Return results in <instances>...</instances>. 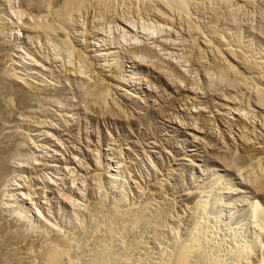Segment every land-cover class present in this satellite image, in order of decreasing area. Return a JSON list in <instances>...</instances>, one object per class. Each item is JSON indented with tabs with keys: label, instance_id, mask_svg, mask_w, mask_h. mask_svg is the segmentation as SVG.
Wrapping results in <instances>:
<instances>
[{
	"label": "rangeland",
	"instance_id": "obj_1",
	"mask_svg": "<svg viewBox=\"0 0 264 264\" xmlns=\"http://www.w3.org/2000/svg\"><path fill=\"white\" fill-rule=\"evenodd\" d=\"M1 1L0 9L3 11L0 13L6 19L14 18V11L18 9L38 14V9L45 8L39 0L33 3L29 0ZM65 1L50 0L48 6L61 11ZM88 1L89 5L83 7L85 10L82 9L84 11L80 12L77 20L83 29L79 28V32L75 30L78 34L71 33V38L80 37L81 51L86 47L90 50L91 45L97 42L102 43V47L97 43L92 50L98 51L103 80L107 86H112L123 77L127 80L123 87L127 89V94L123 88L124 91L114 90L112 98H109L114 105L107 100V110L100 107L98 110L97 105L93 108L78 90L90 77L92 66L79 59L77 61V57L69 60L61 46L49 38L26 40L20 33L8 35L11 40L0 38V206L7 200L10 204L14 203L9 196L16 191L19 198L23 195L27 198V203L17 201L12 204L16 211L38 209L48 220H52L51 223L64 227L65 224L71 225L72 215L64 198L84 204L97 198L105 199V204L124 200L122 204L132 205L135 209L149 204L153 209H149L150 216L155 218L158 215L161 224L154 226L155 239L147 235L152 233L153 227H144L142 233L140 228L135 232L138 233L135 240L141 238L138 243L147 244V249L145 244L143 247L140 245L142 250L151 252V244L158 238L167 239L170 232L175 231L178 237H184L181 235H186L195 224L196 206L206 205V209L211 211H207L206 215L211 216L205 219V238L207 236L206 242L209 240L212 246L215 242L214 248L206 243L207 250L211 249L214 252H209L214 254V249L219 246L222 249H217L216 255L220 253V264H238L221 255L225 256L228 246L231 247L227 243L231 242L230 238L233 240L241 235L244 240L246 235H252L249 222L246 228L243 227L244 231L240 229L242 225L236 228L241 218L239 224L247 222L245 219L248 220L252 202L259 204L260 222L264 229V153L263 158L259 156L256 146L264 142V0ZM159 2H166L168 22H159L160 19L151 13L158 8ZM47 17L45 20L51 21L52 16L48 14ZM146 23L158 29L147 34H151L148 38L156 43L152 49L145 48L148 45V38L143 36ZM185 24L191 29L187 30ZM159 25H167L164 28L170 33L162 34ZM192 29L198 33L192 32ZM192 33L197 36H192ZM107 42L111 44L105 47ZM10 51H16L15 55L12 53L9 56ZM136 52L140 54L136 55ZM149 52L154 55H149ZM151 57L157 59L151 60ZM157 61L161 63L157 64ZM178 63L187 64L183 73L178 70ZM151 66L154 69L149 68ZM158 66L170 69L166 71L172 72L170 74L175 77L173 80L178 88L164 82L156 71ZM13 71L21 72L24 80L15 81L10 77L8 74ZM36 74L42 80H33ZM224 76L230 81L235 80L234 89L237 90L231 93L221 88L222 96L226 97L221 100L223 97L215 95V89L220 80L218 78ZM30 79L35 83L32 84ZM28 82L29 85L26 84ZM210 83H214L213 86ZM192 85H196L195 95L188 92ZM227 106L232 110L226 113ZM110 164L120 175L114 186L106 180L104 182V175L98 178V182L92 174V171ZM257 164L259 169L255 176L241 173L245 167L253 168ZM96 185L101 186L100 189ZM18 204L21 205L19 208ZM12 205L9 210H13ZM9 210L3 211L8 213L1 216V232L10 245L20 248L36 244L46 233L43 221L31 219V224L13 212L10 215ZM158 213H163V217ZM215 221L216 225L213 224ZM157 231L161 233L157 234ZM151 239L154 241L147 243ZM258 239L264 247V230ZM90 242L84 241L83 246ZM259 258L256 250L251 251L242 264H258ZM77 261L74 264H79L80 261Z\"/></svg>",
	"mask_w": 264,
	"mask_h": 264
},
{
	"label": "bare ground",
	"instance_id": "obj_2",
	"mask_svg": "<svg viewBox=\"0 0 264 264\" xmlns=\"http://www.w3.org/2000/svg\"><path fill=\"white\" fill-rule=\"evenodd\" d=\"M39 1H41V4H43L45 6V8H43L44 10L43 9H38V10H40V12L38 11L39 12L38 14H36V13L35 14H31V13H29L30 11L29 12H26L22 8V9H18L16 11H14V13H15L14 14L15 15L14 18L11 16L12 19L9 18V17H7L9 19H6L5 17L2 16V13H0V15L2 16V17H0V38L5 39L6 37L9 38L8 35H12V36L15 35L16 36V35H18L20 33L21 35L25 36V39L26 40L27 39H30V40L35 39L33 41H36V39L38 38L37 40L39 41V40H41L39 38H42L43 37V38H49L52 41L54 40V42L56 41L57 42V45L59 44L61 46V50L67 55V57L69 58V60L72 59V58L74 59L75 57H77L76 60L79 59L84 64H87V66L89 64V67L92 66V69H90V72H91L90 77L87 78L86 82H84V84L81 85V88H78V90H81V92L84 94L83 96L87 99L86 102L88 101V103L91 104L92 107H93V105H95V106L97 105V107H98L97 109L98 110H99V107H100L101 110H105L106 109L105 104L108 103L107 100H110L109 98H112L111 97L112 91H114V90L124 91L125 90L123 88L124 87V82L127 81V80H124L123 77H122V79L119 80V82L117 84L112 85V86H107V84L103 80L104 77H102V72H101V69L102 68H100L102 66H100V64H99V60H98L99 59V54H98V51L92 50V47L94 45H96L97 43H100V42H97L94 45H91L89 43V45L92 46V47H90V50H87V47H86L85 50H83L81 48L83 50V51H81L80 48H79V47H81V45L79 46V44H80L79 38L80 37L79 38L78 37L76 38V36H75V38H73V40L71 38V33L72 34L73 33L78 34V32L80 31V30H78L80 28L79 27L80 23L78 24L79 21H77L78 20V15L80 14L81 11H84L85 10V8H83V7L86 6L87 2L88 3H90V2L88 0H66L65 3H63V4H65V5H63L64 6L63 7V10L60 9L61 11H56V10L50 8L51 6H48L50 4L49 3L50 0L49 1L48 0H39ZM164 1H166V0H163L162 2H164ZM29 2L33 3L34 0H29ZM162 2H159L160 4L158 5V8H154L153 11H151V13L153 12V14L156 16V19H158V20L160 19L159 22H161V21H165V22L167 21L168 22L169 20H167L168 18L166 16L167 13H165L166 11H168L167 8H166V6H165V3L166 2L165 3H162ZM46 3H48V4L46 5ZM92 3H93V1H92ZM41 4H40V6H42ZM87 5H89V4H87ZM82 9H84V10H82ZM2 11L3 10L0 9V12H2ZM111 13H112V11H111ZM48 14H49V16L50 15L52 16V19L50 18L51 21L50 20L49 21H46L45 20L46 19L45 17H47ZM3 15L6 16L5 14H3ZM79 17H80V15H79ZM165 22H164V24H166ZM146 24L147 25L144 26V28H143V36L145 35L148 38L151 34L149 36H147V34L153 33L154 30L158 31V29H154V26H151V24L150 25H148V23H146ZM185 25H186L185 27H186L187 30L188 29H191V27H189L187 24H185ZM164 26H167V25H164ZM164 26L162 27L161 25H159V27H158L159 30L162 31V34L163 33L164 34H169L170 33L169 29L164 28ZM169 26H170V23H169ZM81 28L83 29V27H81ZM75 30H78V32H76ZM73 31H75V32H73ZM194 31L196 32V30L192 29V32H194ZM196 33H198V32H196ZM196 33H195V35H194V33H192V36L193 35L194 36H197ZM216 33H218V32H216ZM172 34L174 35V33H172ZM126 35H127V33H126ZM140 35L141 34H139L138 37ZM19 37H16V38H19ZM81 37H82V35H81ZM95 37L93 36V38H95ZM146 37L145 38L142 37L141 39H146ZM167 37H169V36L167 35ZM109 40H110V38H109ZM98 41H100V39ZM146 41L148 42V45H146L145 48L148 46L150 49H152L153 48V45L154 46L156 45V43L155 44L152 43L153 40H152V42L150 41V38L146 39ZM177 41H179V40H177ZM195 41H193V43ZM4 42H5V40H4ZM147 42H145V43H147ZM164 43H165V41H164ZM191 43H192V41H191ZM191 43H190V46H192ZM101 44L102 43H100L99 46H101ZM110 44L111 43H108V44L105 43V47H106V45L109 46ZM57 48H59V47H57ZM146 49H148V48H146ZM146 49H145V51H146ZM156 49H155V51H157ZM158 51H160V50H158ZM187 51H189V50H187ZM150 52H152V51L150 50ZM150 52H149V55L151 54ZM160 52H162V51H160ZM12 53L13 52H11L10 55L9 54L8 55L11 56ZM15 53H16V51H15ZM15 53H13V54L15 55ZM146 53H148V52H146ZM139 54L140 53H137L136 55H139ZM8 55H7V57H8ZM133 55L135 56V54H133ZM160 55H161V53H160ZM15 57H13V58L14 59H17ZM101 57L102 56L100 54V58ZM147 57H148V54H147ZM154 57H156V56H154ZM154 57L153 58L151 57L152 59L151 58L150 59L151 60H154V59L156 60L157 58H154ZM167 57H168V55H167ZM8 58H9V60H11L10 59L11 57H8ZM158 58L160 59V56ZM14 59H12V60H14ZM150 59L148 61H150ZM165 59H167V58L165 57ZM79 60H77V61H79ZM140 60H141V56H140ZM72 61H71V63H72ZM136 61H137V59H136ZM159 61H161V59ZM199 61H201V60H199ZM161 62H158L157 61V64L158 63H161ZM181 62H183V60ZM184 62H186V61H184ZM150 63L153 64L152 62H150ZM197 63H199V62H197ZM178 64H177V68L179 67L178 70H181V72L183 73V71L186 69L185 66L187 64L184 65L183 63H180L179 66H178ZM147 65H149V64H147ZM161 65H163V63ZM153 66H154V64H153ZM201 67H203V66L201 65ZM68 68H69V66H68ZM78 68H79V66H78ZM149 68H153V67L151 66ZM177 68H175V69L177 70ZM163 69H165V68H161V67L158 66L156 68V71H157L158 74H160L162 76V78L164 79V82L166 81L167 85H172V86L178 88V84L175 82V79L173 80V78H175V77L172 78V76L170 74L172 72H170V73L168 72L170 69L169 70L168 69L163 70ZM199 69L200 68H198V70ZM166 70H168V71H166ZM232 71H231V73H232ZM181 72H179V74H181ZM78 74L79 75H82L81 72H78ZM184 74H186V73H184ZM8 75L10 77H12L13 79H15V81H17V80H19V81L20 80H24V78H25V76H23L21 74V72H18V71L17 72L16 71L9 72ZM172 75H174V74H172ZM37 76L38 75L36 74L35 78L33 77L34 78L33 80H35V79H38L39 80V78H41V80H42V77H39L40 75L38 77ZM84 76H81V77L84 78ZM87 77H88V75H87ZM224 77L218 78V80L219 79L220 80H219L218 86L216 85L217 88L215 89V95H217L219 97H223L222 96V91L223 90L221 88H226L229 92L232 91L231 93L234 92L233 90H237V89H234V88H236V84H235L236 82H235V80L232 81V79H231V81H230L226 77L225 78ZM235 78H233V79H235ZM78 79H80V77H78ZM125 79H126V76H125ZM83 80L84 79H82V81ZM176 80L178 81L179 79H176ZM238 80L240 81V79H238ZM22 82H24V81H22ZM30 82H31V79H30ZM31 83L33 84L35 82H31ZM239 83H241V82H239ZM26 84L29 85L30 83L28 82ZM125 84H128V83H125ZM213 84L211 85V83H210L211 86H213ZM35 85H37V84H35ZM192 87H194V88H192ZM195 87H196V85L195 86L192 85L191 86V89L190 88H189L190 90L188 89V92L190 91V94L191 93H194L195 92ZM122 88L124 90H122ZM81 92L79 94H82ZM125 93L127 94V91ZM196 93H197V91H196ZM194 95H195V93H194ZM225 98L226 97H223V99L221 98V100H225ZM110 101H112V103L114 105L113 100H110ZM260 102H261V100H260ZM228 103H230V102L228 101ZM228 103H227V105H228ZM227 107H225V108H227ZM230 108L231 107L229 106L227 109H225L226 110V113H227V110H229V111L232 110V109L230 110ZM238 113H239V111H238ZM238 115H240V114H238ZM241 119H242V117H241ZM249 140H251V139H249ZM256 146L258 147V152L257 153H259V156L262 157V153H264V142H261L260 144H257ZM261 157H260V159H261ZM108 161L110 162V160H108ZM1 163L2 162H0V164ZM106 164H108V163H106ZM250 167H252V166H250ZM250 167H245V169H242V172L241 173L243 175H245V176H255L254 173H256V171L259 169V165L257 164V166H255V167L253 166V168H250ZM100 168H102V167H100ZM96 170H97L96 172L95 171H92L93 172L92 174L95 177V180L98 181V182H99V179L98 178L103 177V175H104V178H103L104 179V182L106 180L110 185L111 184L113 185L117 181V179H119L118 178V175H119L118 174V170H116V168H115V166H113V164L112 165L111 164L110 165H107L106 167H104L101 170L100 169H96ZM98 170H100V171H98ZM119 172H121V171H119ZM93 176H92L91 179H93ZM95 180H94V182L96 183ZM100 183H102V182L100 181ZM99 185H101V184H99ZM99 185H96V186L98 187ZM104 185H105V183H104ZM97 187H95V188H97ZM100 187H98V188L100 189ZM95 188H94V190L96 191L97 189H95ZM13 192H12L13 194H11L9 196V197H11V201L14 202V203H12L13 205L17 201L18 202L20 201V203L23 202V201L26 202L27 198H25L24 195H23V197H20L19 198V194H17L16 191H13ZM64 197L65 196L63 195L62 198H64ZM64 199L68 201V203H69L68 205H70L69 207L71 208L70 210H72V212H71L72 215L70 216L71 217L70 218L71 220L69 221V222H71V225L68 226V225L65 224L66 227H65V225H64V227H60V225L57 226L56 224H54V222L51 223L52 220L51 221L48 220L45 216H43V213L40 210H38V209H35L34 211L29 212V211H27L28 209L27 210H25V209L23 210L22 208H24V207L22 206V208H21L22 210L16 211L15 208H14V206L12 204H10L9 203L10 201H8V200L3 205L1 204L2 206H0V264H74L76 260H79L80 261V262L77 261V262H79V264H218V263L220 264V261H222V260L219 259L220 261L218 262V257H220V255H219L220 253L218 252V254L216 255L217 251H219L217 249H220L219 246L218 247L216 246L217 248L214 249V250H216V253L212 254L210 252H214V251H210L211 250L210 249L211 247L209 246L210 241L207 240L209 243L206 242L207 236L205 238V235L207 233L205 231L206 230L205 228H207V225H205V224H207V221H205V219H209L207 216L210 215V214L206 215L207 214L206 212L207 211L211 212L209 209H206V208H208V206L206 207V205L198 204L196 206L195 213H194V218H195L194 221H195V224H194L193 228L191 230H189V232H187L186 235H181V236H184V237H182V238L178 237L177 233H174L175 231L174 232H170L171 234L165 240H161L162 238L160 240H158L159 238L157 239V237H156L157 241H155L154 243L151 244V246L153 245L152 248L154 250L152 248H150L152 251L149 252V250H147V252H146V251H143L142 250V247H143L142 245H144L145 243L144 244H139L138 243L139 241H142L141 238L139 237L140 239H138V237H137L138 241L135 240L136 239L135 236L138 234V233L136 234L135 232L137 230H139V228H140L141 229L140 232L142 233V228L145 227V229H147V227H149L148 229H150L151 227H153V231L151 230L152 233L151 234H149V233L147 234L148 237L150 235L153 236L154 235V233H153L154 232V226H156L159 223L161 224L160 219L157 218L158 215H157V217L155 216V218L150 216V213L149 212H151V210H153V209L151 208L152 206L150 207L149 204L143 206L140 209H139V207L137 209H135V208H132V205L130 207L127 204L129 206L128 207V206H125L124 204H122V202L124 200L123 201L120 200L122 202H119L117 200H114V201L109 202L110 201V199H109V201L107 200L109 202V204H105L104 203L105 202V199L103 200V198H97V200L95 199L94 201H90L89 200V202H91L89 204L88 203L87 204H84L83 202H82L83 203L82 204V203H80V201L79 202L78 201L71 202L72 199L70 200L69 197L68 198H64ZM119 199H121V198H119ZM108 202H106V203H108ZM200 202H202V201H200ZM166 204H167V202H166ZM11 205L13 206V210L14 211L8 209V208L11 207ZM17 206L19 208V206H21V205L18 204ZM153 207H155V206H153ZM150 208H151V210L149 211ZM156 208L154 209L155 215H156V212H157ZM6 209L11 212V213L9 212L10 215L13 212V214L15 213V214L18 215L17 216L18 218L27 220L28 222H31V224L33 222V221H31V219L36 220L37 222L39 220L40 221H43L45 223L46 227H47V228L45 227L43 229L44 230V233H45V230H47L46 233L43 234V232H42L43 236H42V238L40 240H37V242L35 241L36 244H34V243L33 244H26L25 246L23 245L24 247H20V248L14 247V246L10 245L8 242H6L4 240L5 238H3V234L1 232L2 231L1 230V227H2L1 226V219H2L1 216H2L3 213L5 214L7 212V211L6 212H3ZM16 209H17V207H16ZM159 209H161V208H159ZM210 209H212V208H210ZM158 214H160V213H158ZM160 216L163 217V213H162V215L160 214ZM260 217H261V210L259 208V204L257 202H252L251 203L250 210H249V214H248V220L245 219V221H247V222L244 223L242 221L243 223L239 224L240 221H241V219H243V218H241L238 223L235 222V223L238 224V225L236 224L237 225V227H236L237 229L239 228V225H242L241 228H240L241 230H242L243 227L246 228L245 226H248V222H249L251 228L253 229L252 235L249 237V236H247L245 234L246 237H244L245 238L244 239L245 241H244L243 240V236L240 235V236H237L236 237V235H238L237 234V231L238 230H237L236 231V235H235L236 239H233L232 240L230 238V240H231L232 243L230 241L227 242V243H230L231 244V247L228 246V250H227L228 252H225L226 253L225 256L222 254L221 255L222 257H226V259H228L229 261H230V259H231V261L233 259L234 261H236V263L242 264V263H244L246 261L247 255L251 251L256 250L260 254V258H259L258 264H264V255H263L264 247H263V244L258 239V237L260 236V234L264 230L262 228V226H261ZM239 218L240 217H238V219ZM162 220L165 221L164 219H162ZM234 220L236 221V219H234ZM69 222H67V223H69ZM216 222L217 221L213 222V224H215ZM163 223H165V222H163ZM29 225H30V223H29ZM35 225H37V224H35ZM35 225H31V226L34 227ZM163 225H161L160 227H163ZM157 227H158V225H157ZM234 228H235V226H234ZM244 228H243L242 231H244ZM145 229H144V231H145ZM29 230H31V228ZM158 230H162V229L159 228ZM32 231L34 232L36 230H34V228H33ZM38 231L39 230H37V232ZM148 231L150 232V230H148ZM242 231H240V232L242 233ZM134 233H135V235H134ZM145 233H143V234H145ZM160 233L158 232L157 234H160ZM36 234H39V233H36ZM220 235H219V237H220ZM145 237H147V236H145ZM210 237H211V235H210ZM233 237H234V235H233ZM149 238H147V239L149 240ZM246 238H248V239L246 240ZM145 239L146 238H144V240ZM153 239H155L154 236H153ZM153 239H151L150 241H147V243L148 242L151 243V241ZM87 240H89V241L91 240V242L89 243V245L86 246L84 244L85 246H83L84 241H87ZM225 240H226V238H225ZM220 241H218V242H220ZM140 243H142V242H140ZM206 243H208L207 245L210 247L209 248L210 249L209 250L210 252L207 250V247H206L207 245H205ZM214 243H213V246H215ZM148 245H150V244H148ZM210 245L212 246V243H210ZM220 245H222V244L220 243ZM145 246L144 247L147 249V244H145ZM213 246H212V248H214ZM222 251H224V250H222ZM223 261H225V258L223 259Z\"/></svg>",
	"mask_w": 264,
	"mask_h": 264
}]
</instances>
